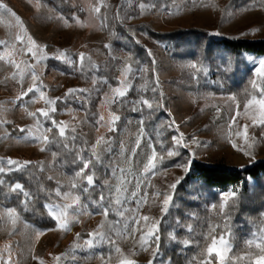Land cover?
Segmentation results:
<instances>
[{
  "label": "rangeland",
  "instance_id": "obj_1",
  "mask_svg": "<svg viewBox=\"0 0 264 264\" xmlns=\"http://www.w3.org/2000/svg\"><path fill=\"white\" fill-rule=\"evenodd\" d=\"M65 1L71 7V17L60 13L49 0H2L21 18L22 26L5 9H0V41L6 42V45H0V57L3 58L0 59V120L10 122L0 125V167L6 169V174H0V177L16 172L14 168L13 171L7 172L6 161L11 158L20 162L31 161L27 169L41 170L42 167L41 171L48 177H53V182L59 186L73 182L67 173L55 167L53 151L49 145L36 139L38 136L50 135L46 129L53 127L51 123L39 117L40 123L37 124L36 119L27 115L29 111L37 112L41 108L47 110L55 107L56 112L51 114L53 119L57 122H66V131L77 129L86 141L89 151L100 136L110 141L111 151L103 150L108 145L98 148L101 153L109 156L107 163L110 162L111 174L105 177L103 182L105 184V181H108L107 185L105 184L106 194L113 203L117 198H123L121 204L115 203L117 214L120 211H127L122 217V222L114 225V221L108 216L85 209L83 200L75 192L61 189L62 196L45 205L55 206L57 212L66 205H71L66 209L69 230H62L46 207L55 225L51 229H40L23 220L13 208L0 204V262L8 260L10 256L11 264H39V260L33 257L42 258L45 264H102L100 257L103 256L107 264H120V260L124 258L134 259L136 264H148L151 258L150 252L139 251L138 241L142 233L138 231L134 237L121 235L126 232V226L136 227L132 217L146 215L153 220L159 219L163 215L161 212L163 194H173L169 185L181 177L184 178L188 172L184 171V166L188 164L190 168L193 160L209 165L223 164L230 167H242L257 160H264V142L257 143L253 147L255 159L252 161L243 154V151L233 148L229 142L235 141L239 148L245 149L242 136H237L236 132H242L243 126L248 124L251 143V137L260 136L264 129L251 126L249 115L245 114L244 110L248 100L240 108L236 99L229 94H208L195 100L191 91L174 86L171 81L179 75L185 65L167 61L164 55L167 49L164 48V44H160L157 48L161 62L156 76L159 81L157 86L164 93L163 98L159 97L155 103H152V109H148L146 105L144 108L136 101L128 108L124 101L125 97L119 98L121 103H112L114 89L127 88L131 79L129 72L125 71L129 69L126 55L114 49L111 43L112 35L107 32L105 28L107 26L103 24V16L108 4L114 1L117 4L122 0ZM183 1L174 0L172 8H160L154 11L151 10L149 3L139 1L135 6L136 13L130 15L126 22L142 24L158 33L205 29L215 37L264 39V12L260 8L242 10L224 22L218 23L220 6L224 0H214L217 6L213 7L210 4L200 9L187 7ZM141 4L144 5L143 8L140 7ZM96 7H100L99 13L94 11ZM228 11L230 9H225L223 15L228 14ZM113 15L115 22L118 23L116 10H113ZM17 36L22 37V40H17ZM29 36L49 57H54L63 51L68 59L62 61L47 58L37 63L36 59L27 53ZM106 44L110 47L105 48ZM80 52L86 53L83 64L79 61ZM113 57H116V60ZM246 58L254 73L256 62L264 59V55L255 57L247 55ZM58 64L72 67L73 71L66 72L60 69ZM32 66H35L40 76L36 83L48 100H57L55 105L46 104L39 98L38 92L21 97L22 92L32 86L30 75ZM111 66L110 76L114 78L115 84L110 81L111 77L102 74ZM13 74L15 79H12ZM125 75L128 77L127 81H124ZM94 79L97 81L95 85H93ZM102 84L105 85V89L99 93L98 89ZM69 88L87 89V92L79 94L84 97L83 101L88 96H98L95 103L97 117L94 121L87 118L82 108L68 101L75 98L69 96L65 99V93ZM134 104L139 110L148 109L147 115L127 114L132 111ZM111 114L121 117L115 124L114 132L108 130ZM101 115L105 120L97 124ZM233 119L236 121L235 124L232 123ZM173 120L175 125L172 124ZM151 122L157 128L155 138L156 145L160 146V152H156V168L145 172L154 151L145 127V124ZM20 128H24L25 131L21 132ZM53 128L58 130L56 127ZM179 132L184 133L185 142L189 147L185 148L175 143V137ZM25 136H28L27 140L24 139ZM192 139L198 142L193 144ZM137 140L140 141L139 146ZM42 147L44 151H40ZM168 151L178 154L168 157ZM167 162L172 164L167 165ZM112 169H116L115 174L112 173ZM137 181L141 184L139 190L141 195H147L146 202L131 197V193L137 191ZM150 184L155 194L157 192L161 194H154L151 200L148 195ZM118 187L121 188L120 193L116 192ZM125 188L127 191H123ZM64 193L67 195H63ZM76 197H79V204L75 203ZM156 204L160 207L152 214L151 212L157 208ZM149 210L152 211L149 213ZM102 221L104 223L102 230L115 241V246L109 244L111 252L108 255L100 252L101 244L91 249L84 244V241L89 239L87 234L95 231ZM140 227L144 228V222L140 223ZM76 233L81 234L78 241ZM261 235L264 233L260 231L253 239ZM74 242L77 244L75 252L72 248ZM115 247H119L121 252L117 253ZM133 251L137 253L134 256ZM73 254L76 256L75 261L72 260ZM261 254L264 253L259 255ZM56 256H61L59 262L54 260Z\"/></svg>",
  "mask_w": 264,
  "mask_h": 264
},
{
  "label": "trees",
  "instance_id": "obj_2",
  "mask_svg": "<svg viewBox=\"0 0 264 264\" xmlns=\"http://www.w3.org/2000/svg\"><path fill=\"white\" fill-rule=\"evenodd\" d=\"M147 2L151 10L160 8H172L174 0H122L116 4L114 1L108 4L104 9V23L107 32L112 35L111 43L119 52L126 55V61L131 71V88L128 89L124 98L128 108L142 99H147L151 103L161 97L157 86V72L160 69L161 57L157 54V48L160 44L165 45L167 49L164 53L167 61L173 64L185 65L179 75L171 81L174 86L191 91L195 100H199L205 95H223L229 94L237 101L238 108L243 107L244 103L253 95H257L251 88L250 81L255 78L246 56L264 55V39L249 40L233 36L215 37L205 29L174 30L167 33H158L149 30L142 24H127L130 15L135 14L136 4ZM49 2L60 13L71 17V7L65 0H49ZM183 4L190 8L200 9L207 5L217 6L214 0H184ZM217 8V7H216ZM260 8L264 12V0H224L220 6V16L218 23L224 22L233 14L242 10ZM225 9H230L228 14L223 15ZM113 10L117 11L116 19ZM102 24V25H103ZM164 50V49H163ZM151 51L152 57L148 52ZM155 59L156 63H152ZM116 60V59H115ZM196 64V69L190 67ZM60 69L66 72L73 71L72 67L65 64H58ZM112 66L103 71L102 74L109 76L112 84H115L114 78L110 76ZM156 88V91H153ZM105 89L102 84L98 92ZM97 92V93H98ZM98 96H88L85 101L78 99H69L68 101L84 110L87 118L94 121L97 117L95 103ZM87 103V104H86ZM86 104V105H85ZM144 107V105H143ZM142 107V108H143ZM145 108V107H144ZM129 110V109H128ZM127 110V111H128ZM147 110L127 112L131 116L145 114ZM126 114V115H127ZM56 118V116L54 117ZM145 124V123H144ZM146 132L149 133L150 141L154 151L160 152V146L156 145L153 123L145 124ZM49 148L56 153L53 157V163L56 168L67 173L77 183L76 189L71 188V184L57 185L53 180L48 179V175L36 169H25L16 171L9 175L2 176L0 179L5 181L0 185V204L13 208L17 214L25 221L34 224L40 229H51L54 227V220L49 216L45 209V204L56 200L53 194L57 187L62 190L69 189L75 192L84 202L85 209L99 214L104 208H107L108 217L114 221V225L122 222V216L117 214V205L113 203L106 194L104 178L111 174L109 156L101 153L102 163H95L94 166L86 170L85 176L94 173L95 187H89L86 180L76 177L82 167L78 155L85 159L94 158L89 151L87 143L76 129L66 131L65 137H59L58 130L53 128L49 133ZM73 136L76 137L73 140ZM67 144V147L64 145ZM76 161V162H74ZM172 164L167 162V165ZM21 183L25 191L31 194V201L28 208L25 209L22 200L25 199L21 194H9L8 185ZM88 187L87 192L82 188ZM152 185H149V191ZM237 190L238 196L235 200H229L224 213L219 210L222 203L221 193ZM148 191L151 198L155 190ZM103 194L106 199L103 201V207L94 204L93 201H99ZM173 204L169 212L159 217L160 227V247L158 260H163L164 264H189V260L197 256L211 242L212 235L218 236L221 233L231 230L232 251L229 256H244L250 253L252 257L259 255L260 250L253 244L249 247L246 241L253 239L256 233L264 229V160H257L249 165L242 167H230L223 164L209 165L193 160L189 171L183 180L173 191ZM212 204L217 207L213 209ZM149 213H155L160 205ZM226 214V215H225ZM149 215V214H148ZM151 216V215H150ZM179 220L183 227L177 226ZM143 221H141L142 223ZM191 225L193 231L186 230ZM215 226V231L209 233V228ZM175 232L179 240H191L190 247L185 248L181 244L169 239V233ZM100 252L108 255L111 252L109 244L103 243L100 246ZM229 264H247V260H231Z\"/></svg>",
  "mask_w": 264,
  "mask_h": 264
},
{
  "label": "snow or ice",
  "instance_id": "obj_3",
  "mask_svg": "<svg viewBox=\"0 0 264 264\" xmlns=\"http://www.w3.org/2000/svg\"><path fill=\"white\" fill-rule=\"evenodd\" d=\"M141 8L144 7L143 4L140 5ZM0 9H5L8 13H10L12 16L15 17L16 21L18 23L21 24L22 26V22H21V18L5 3L2 2V0H0ZM94 11L96 13H99L101 11L100 7H96L94 9ZM253 31H258V29H253ZM17 40H22V37L17 36L16 38ZM28 41H29V47L27 48V53L30 54L33 58L36 59L37 63H40L41 61L47 59V58H55L58 60H62L65 61L68 59V57L66 56L65 52L60 51L58 55H55L54 57H49L48 54L46 52L43 51V48H41V46H39L37 44V42L35 40H33L30 36L28 37ZM0 45H6L5 41H0ZM110 45H105V48H109ZM149 57H152V53L151 51L148 52ZM114 59H116V57H113ZM0 59H3L2 57H0ZM86 59V53L84 52H80L79 53V61L81 64H83V62ZM70 62V61H69ZM152 63L155 64L156 61L155 59H152ZM256 67L254 69V75L255 78H253L250 81L251 84V88L258 93L259 98H257V95H253L251 99H249L247 101V103L244 105V110H245V114L249 115V119L251 120V126L252 127H259L261 129H264V59H260L259 61L256 62ZM17 67H19V65H17ZM191 68L196 69L197 65L196 64H191L190 65ZM126 72L131 71V69H126ZM31 80L33 81L32 86L28 87L26 89V91L22 92L21 97L27 96L29 93H34V92H38L39 93V98L41 100H44L46 104L49 105H55L57 103V100H48L45 96L44 91L41 90V87L36 83L39 79L40 76L37 74L35 66H32V70H31ZM15 74H13L12 79H15ZM128 77L127 75L124 76V81H127ZM97 83V81L94 79L93 80V85H95ZM103 83H106V81H103ZM157 85L159 84V81L157 80ZM131 88V85L129 84L127 86V88H124L123 90L119 87L114 89V93L115 95L112 98V103H121L122 101L119 98H123L126 96V93L128 91V89ZM156 88H153V91H156ZM87 92V89H76V88H69L67 90V92L65 93V99L69 96H72L75 99H80L83 100L84 97L80 96V93H84ZM164 93L161 91L160 92V96L161 98H163ZM19 99V98H18ZM60 99V98H57ZM233 99H235L233 97ZM140 104L142 105H146L148 109H152L153 105L152 103L149 102V100L147 99H142L141 101H139ZM133 111H138L139 108H137L134 104ZM56 112V108L55 107H51L49 109H39L37 112H27V115L29 117H32L34 119H36L37 124L40 123L39 117H43L45 118L46 121H49L51 123V125L53 127L58 128V135L59 137H65L66 135V129H67V124L66 122L60 121L57 122L55 119H53L52 117V113ZM169 115H171V113H169ZM237 115H239V113H237ZM121 119V117L119 115L116 114H111V118L110 121L108 122V130L110 132H114L116 131L115 128V124ZM105 120V117L103 115H101L99 117V119L97 120V124H100L101 122H103ZM10 123L9 121H5V120H0V125L3 124H7ZM141 123H143V121H141ZM233 124L236 123L235 119H233L232 121ZM172 124L175 125V121H172ZM53 127H49L46 129L47 132H52L53 131ZM178 128V126H177ZM249 125L245 124L243 126V130L242 132H236L237 136H242L244 143L246 145L245 149H241L238 147V145L236 144L235 141L230 140L229 142L231 143L233 148H236L238 151H243V154L247 157H249L250 161L255 159L254 153L252 151L253 147L260 142H264V131H262L260 136H252L251 137V143L249 142V131H248ZM21 132L25 131L24 128H20L19 129ZM76 129L72 128V132H75ZM141 132H143V129H141ZM25 140L28 139V136L24 137ZM36 139L41 140L44 144H48L49 143V136L48 135H43L42 137H36ZM73 140L76 139L75 136H73L72 138ZM198 141H196L195 139H192V143L195 144ZM175 143L177 145H182L183 147L187 148L189 147L188 143L185 142V138H184V133L183 132H179V135L177 137H175ZM140 141L137 140V146H139ZM103 145H108L107 148H104V151H111V147H110V141L105 139L104 136H100L94 145H92L91 147V152H92V157L94 158V160L92 158L89 159H85L83 156L78 155V160L79 162H82L83 167L76 172V177H81L84 180H86V184L89 187H95V181H94V173L93 174H88L85 176V172L86 170H88L90 168V165L94 166V162L95 163H102V158L100 153L97 151L98 148H101ZM65 147H67V144L64 145ZM45 149L42 147L40 148V151H44ZM134 151V150H133ZM178 153L174 152V151H168L167 152V156L168 157H173L175 155H177ZM56 153H53V156H55ZM157 159V153L156 151L152 152L151 158L148 162V165L145 168V172H148L149 170H154L156 168V164L155 161ZM76 162V161H74ZM31 161L25 160L23 162H20L19 160H14V159H7L6 164L8 166L7 168V172H11L13 171V168L16 171H23L25 169H27L29 167V165H31ZM41 170L42 167H41ZM184 171L187 172L189 171V165L186 164L184 166ZM116 169H112V173L115 174ZM121 172H123V170H121ZM0 174H6V169L5 167H0ZM49 180H52L53 177L49 176L48 177ZM183 179L182 177L180 179H177L176 182L172 183L169 185V188L171 190H175L177 185L180 183V180ZM108 181H105V184L107 185ZM5 181L3 179H0V185H4ZM71 188L72 189H76L78 187L77 183L72 182L71 183ZM140 188H141V184L139 181H137L136 183V189L137 191H134L131 193V197L133 199L138 198L140 202H146L147 200V195H141L140 193ZM89 190L88 187H84L82 188V191L87 192ZM123 191H127V189H123ZM8 192L9 194H21L25 199L22 200V204L24 206L25 209L28 208V205L32 199L31 194L28 193L27 191H25L24 186L17 182L11 185H8ZM116 192L120 193L121 192V188H116ZM2 194V193H0ZM55 197H61L62 196V192H61V187H57L55 189V192L53 194ZM63 195H67V193H64ZM155 195H161L159 192H157ZM238 196V191L237 190H230L227 192H224L220 199L223 201L220 205H219V210L221 213H224L225 208L227 207V202L229 200H235ZM106 197L101 194V196L99 197V201H93L94 204H98L100 207H103V201H105ZM122 199L123 198H117L115 200L116 204H121L122 203ZM173 195L172 194H163V200H162V207H161V212L163 214H167L169 212L170 206H172L173 204ZM75 203L79 204L80 200L79 197L75 198ZM46 208L49 209V214L52 216V218L54 220H56L60 226V228L62 230H69V221L67 219V207H71V205H66L64 209L60 210L59 212H57L55 210V206L53 205H45ZM211 207L213 209H215L217 207L216 204H212ZM138 208H139V204H138ZM14 211V210H13ZM108 209L104 208L102 214L107 217L108 215ZM127 211V210H125ZM125 211H120V215L123 217L125 215ZM138 211V209H137ZM226 215V214H225ZM141 221L144 222V228L140 227V223ZM132 222L136 225V227L134 228H129L126 226V232L125 233H121V235H130V236H135L136 232H141L142 234L139 237V251H143V252H150V256L151 258L148 260V264H164L163 260H158L159 257V247H160V223L161 221L159 219H151L148 216H133L132 217ZM177 226L178 227H183V224L177 220ZM104 227V223L103 221L101 222V224L98 226V228L93 231V232H89L87 235L89 237V239L84 241V244H86L88 246V248H94L96 247L98 244H103L105 242H107L110 245L115 246V241H113L111 239L110 236H108L102 229ZM186 230L188 232H192L193 229L191 227V225H188ZM215 231V226H212L211 228H209V233H213ZM261 233H264V229L260 230ZM39 235V233H38ZM81 238V234L80 233H76V240H80ZM169 239L172 241H175L178 244H181L183 247L188 248L191 246L192 241L185 239V240H179L177 238V235L175 234V232H171L169 233ZM246 244L251 247L253 244L255 245V248L260 250L261 253H264V235H261L260 237L256 238V239H249L246 241ZM10 247V246H9ZM73 252H75V249L77 248V244L74 242L73 243ZM115 251L117 253L121 252V249L119 247H115ZM232 251V241H231V230L227 229L226 232L219 234L218 236L216 235H212L211 237V243L207 245L206 248H204L197 256L193 257L191 260H189V264H229V261L231 260H236V261H243V260H247V264H264V254L261 255H257L254 258L252 257V255L250 253H246L244 256H229V253ZM137 253L135 251L132 252V255H136ZM33 259H38L39 260V264H45L44 260L42 258H38V257H33ZM102 264H107V261L105 260V258L103 256L100 257ZM54 260L56 262H59L61 260V256H56L54 257ZM72 260L75 261L76 260V256L75 254H73L72 256ZM0 264H11V257L9 256V259L6 261H2L0 262ZM120 264H136V261L134 259L131 258H124L120 260ZM168 264H171V261L168 262Z\"/></svg>",
  "mask_w": 264,
  "mask_h": 264
}]
</instances>
